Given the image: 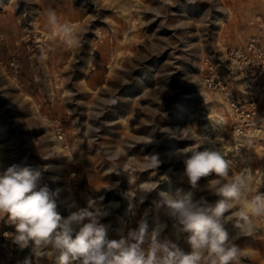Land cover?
Wrapping results in <instances>:
<instances>
[{
	"label": "rangeland",
	"instance_id": "374dc122",
	"mask_svg": "<svg viewBox=\"0 0 264 264\" xmlns=\"http://www.w3.org/2000/svg\"><path fill=\"white\" fill-rule=\"evenodd\" d=\"M49 10L60 23L86 30L80 47L55 35ZM251 37L264 43V0H0V171L52 165L43 183L68 185L76 207L101 196L115 205L102 221L111 238L146 216L149 234L163 224L160 238L187 249L153 200L160 191L217 197L182 179L184 159L170 155L176 149L203 139V150L221 138L230 174L247 169L251 193H264V131L227 144L226 107L201 83L203 57L217 62L221 47ZM219 70L233 82L223 64ZM152 155L158 168L146 166ZM143 185L155 190L130 210L126 193L131 198ZM76 207L58 210L66 217ZM257 224L255 235L236 240L240 264H264V217ZM13 231L0 220V264H23L33 254L32 245L20 250L12 243ZM43 251V264H57L52 249Z\"/></svg>",
	"mask_w": 264,
	"mask_h": 264
},
{
	"label": "clouds",
	"instance_id": "9594fccd",
	"mask_svg": "<svg viewBox=\"0 0 264 264\" xmlns=\"http://www.w3.org/2000/svg\"><path fill=\"white\" fill-rule=\"evenodd\" d=\"M47 19L63 43L81 46L84 28L75 30L71 23H60L54 10L47 12ZM207 142L212 143L210 139ZM204 143L202 139L197 146L176 149L170 155L184 159L182 179L192 189L217 199L210 202L202 196L193 200L191 193L175 198L160 191L159 199L152 202L173 221L187 249L160 238L163 224L149 234L146 216L137 221L136 227L121 229L118 238H111V225L102 221L111 215L115 205L103 204L101 196L89 197L86 206L76 207L68 185L53 189L43 183L44 173L53 170L52 165L12 164L0 171V220L6 218L14 228L9 235L18 249L34 247L32 256L23 264H43L47 256L43 249L48 248L55 252L57 264H240L236 240L260 230L257 219L264 217V193H251L247 169L230 174L231 162L222 150H199ZM160 164L158 156L152 155L146 166L158 168ZM209 177L215 178L201 186L200 181ZM154 190L153 186L143 185L131 198L126 193L129 209H134L137 202L143 203ZM242 201H247V207ZM61 204L76 210L62 216L58 210ZM229 224L235 229L231 234Z\"/></svg>",
	"mask_w": 264,
	"mask_h": 264
},
{
	"label": "built area",
	"instance_id": "2783aa9c",
	"mask_svg": "<svg viewBox=\"0 0 264 264\" xmlns=\"http://www.w3.org/2000/svg\"><path fill=\"white\" fill-rule=\"evenodd\" d=\"M219 52L217 62L208 55L201 59V83L226 107L230 138L225 142L230 145L231 139L244 141L264 131V43L251 37L241 46H224ZM221 64L232 74V83L220 73Z\"/></svg>",
	"mask_w": 264,
	"mask_h": 264
},
{
	"label": "bare ground",
	"instance_id": "6f19581e",
	"mask_svg": "<svg viewBox=\"0 0 264 264\" xmlns=\"http://www.w3.org/2000/svg\"><path fill=\"white\" fill-rule=\"evenodd\" d=\"M211 141H212L211 144L212 145L214 144V147L215 148H218L220 150L225 149V146L223 145V139L216 137L215 139H213Z\"/></svg>",
	"mask_w": 264,
	"mask_h": 264
}]
</instances>
